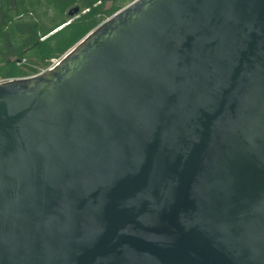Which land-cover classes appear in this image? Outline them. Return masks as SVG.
I'll return each instance as SVG.
<instances>
[{
    "label": "water",
    "instance_id": "1",
    "mask_svg": "<svg viewBox=\"0 0 264 264\" xmlns=\"http://www.w3.org/2000/svg\"><path fill=\"white\" fill-rule=\"evenodd\" d=\"M0 264H264V0H135L0 84Z\"/></svg>",
    "mask_w": 264,
    "mask_h": 264
},
{
    "label": "trees",
    "instance_id": "2",
    "mask_svg": "<svg viewBox=\"0 0 264 264\" xmlns=\"http://www.w3.org/2000/svg\"><path fill=\"white\" fill-rule=\"evenodd\" d=\"M126 1L0 0V79L40 74Z\"/></svg>",
    "mask_w": 264,
    "mask_h": 264
},
{
    "label": "rangeland",
    "instance_id": "3",
    "mask_svg": "<svg viewBox=\"0 0 264 264\" xmlns=\"http://www.w3.org/2000/svg\"><path fill=\"white\" fill-rule=\"evenodd\" d=\"M130 3H132V2H130V0H129V1H126V2H123V4H124L125 6H128ZM58 61H59V60H58ZM58 61H55V62H54L49 68L55 66V65L57 64ZM49 68H48V69H49ZM48 69H46V70H41L39 73H40V74L45 73Z\"/></svg>",
    "mask_w": 264,
    "mask_h": 264
},
{
    "label": "built area",
    "instance_id": "4",
    "mask_svg": "<svg viewBox=\"0 0 264 264\" xmlns=\"http://www.w3.org/2000/svg\"><path fill=\"white\" fill-rule=\"evenodd\" d=\"M24 63V61H22L21 62V64H23ZM20 63H18V65H19ZM52 68V67H51ZM50 69V68H49ZM48 69V70H49ZM8 81H11V80H3V79H0V84H3V83H6V82H8Z\"/></svg>",
    "mask_w": 264,
    "mask_h": 264
}]
</instances>
